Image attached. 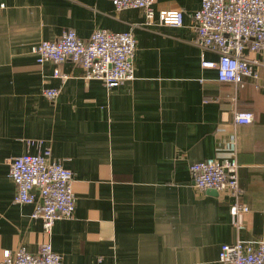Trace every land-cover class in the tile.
Masks as SVG:
<instances>
[{
    "label": "crops",
    "instance_id": "crops-1",
    "mask_svg": "<svg viewBox=\"0 0 264 264\" xmlns=\"http://www.w3.org/2000/svg\"><path fill=\"white\" fill-rule=\"evenodd\" d=\"M202 0H158L154 19L117 11L111 0H0V260L6 250L37 254L47 242L62 264H222L223 245L264 233V53L248 48L259 78L220 82L216 51L197 45ZM182 10L184 23L160 22ZM136 38L135 79L108 89L72 62L39 64L32 48L68 30ZM56 70L60 71L56 76ZM58 89L53 101L44 90ZM239 109L255 115L238 125ZM51 149L73 173V218L44 232L34 205L14 201L10 162ZM237 154L240 202L198 190L190 166ZM37 198L40 193L35 191Z\"/></svg>",
    "mask_w": 264,
    "mask_h": 264
},
{
    "label": "built area",
    "instance_id": "built-area-1",
    "mask_svg": "<svg viewBox=\"0 0 264 264\" xmlns=\"http://www.w3.org/2000/svg\"><path fill=\"white\" fill-rule=\"evenodd\" d=\"M117 11L140 9L149 20H153L154 5L158 0H111ZM160 22L173 27L182 26V10L164 11ZM197 45L203 50L216 51L218 62H202L204 68H216L220 82L244 88L245 78H259L256 62L245 55L264 53V0H202L194 15ZM56 41H41L32 48L37 62L55 65L65 62L77 64L84 71L87 81L99 80L108 89L118 87L135 79L134 58L136 38L134 33L96 30L89 40H84L74 30H68ZM56 76L60 71L56 70ZM44 94L55 100L60 91L47 88ZM238 125H250L255 115L252 111L237 109L234 112ZM194 186L198 190L226 192L233 199L230 214L236 218L249 212V207L240 202L243 193L239 185L237 154L231 159L213 158L190 166ZM9 174L16 186L15 203L34 205L31 217L40 219L44 232L50 233L55 223L63 218H73L76 212V195L72 188L73 173L60 161L53 160L51 149L46 148L37 155L26 154L10 162ZM35 191L40 193L37 198ZM222 264H264V233L257 242L238 240L233 245H223L220 252ZM61 255L47 242L37 254L24 248L6 250L0 264H62Z\"/></svg>",
    "mask_w": 264,
    "mask_h": 264
}]
</instances>
